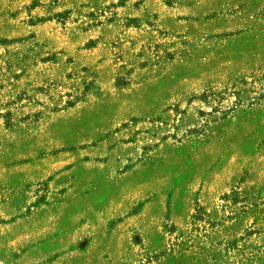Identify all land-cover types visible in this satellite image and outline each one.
I'll use <instances>...</instances> for the list:
<instances>
[{"label": "rangeland", "instance_id": "1", "mask_svg": "<svg viewBox=\"0 0 264 264\" xmlns=\"http://www.w3.org/2000/svg\"><path fill=\"white\" fill-rule=\"evenodd\" d=\"M0 264H264V0H0Z\"/></svg>", "mask_w": 264, "mask_h": 264}]
</instances>
